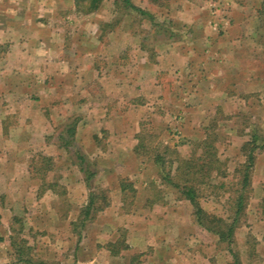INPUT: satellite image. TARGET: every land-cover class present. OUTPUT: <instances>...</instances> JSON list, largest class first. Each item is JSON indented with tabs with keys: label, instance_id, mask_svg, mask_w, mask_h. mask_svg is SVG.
I'll return each mask as SVG.
<instances>
[{
	"label": "rangeland",
	"instance_id": "374dc122",
	"mask_svg": "<svg viewBox=\"0 0 264 264\" xmlns=\"http://www.w3.org/2000/svg\"><path fill=\"white\" fill-rule=\"evenodd\" d=\"M37 1L31 14L54 34L40 33L36 54L27 57L10 38L0 42V173L15 175L0 177V207L19 218L15 243L30 246L35 262L46 254L59 263L63 242L88 247L99 228L106 237L111 222L123 224L119 214L138 208L140 194L152 199L146 241L174 247L169 263L228 264L226 245L190 223L193 205L162 175L174 177L178 158L199 154L209 136L221 172L210 185L203 178L197 193L205 210L231 214L235 169L245 160L240 147L252 130L264 140V0H131L152 20L115 0L89 13L82 10L88 0ZM26 36L34 38H15ZM79 152L94 173L90 188ZM43 155L50 169L39 172ZM134 180L142 187L133 188ZM250 180L233 245L243 264H264V149ZM122 182L131 186L119 193ZM90 190L105 193L111 206L81 224L75 211ZM65 211L71 221L58 229ZM31 223L52 232H32ZM121 234L126 240L117 227L115 237Z\"/></svg>",
	"mask_w": 264,
	"mask_h": 264
},
{
	"label": "crops",
	"instance_id": "0c3cea01",
	"mask_svg": "<svg viewBox=\"0 0 264 264\" xmlns=\"http://www.w3.org/2000/svg\"><path fill=\"white\" fill-rule=\"evenodd\" d=\"M37 3H39L37 0H0V42L4 40L7 42L9 41L8 40L9 38H10V43L18 42V44L21 47V52L24 50L23 53H26L27 57H33L34 54H36L35 52L38 47L36 43H39V45L43 43V41L41 40L43 38H39V36L41 35L46 36V35L40 33H44L45 31H47V33L49 34L51 33L54 34V32L51 29H49L48 26L40 25L39 20H37V18L31 14L33 10L37 9L38 7ZM29 14H31L32 16H30ZM43 30L45 31L42 32ZM22 33H24V36L31 35L34 36V38L32 37L29 39L27 36H26L27 38L25 37L23 38L19 37L18 39L15 38L16 34L18 35ZM26 41L32 42L34 47H32L31 44V46L25 49ZM8 175H9L8 172L0 173V177L5 178V182L7 178L8 179L15 178V175H13L12 177H10L11 175L9 177H6ZM142 181L140 183H137L134 180L133 188L135 189L136 188L138 189L139 187L141 188L143 185ZM117 187L119 188V193L121 192L123 193V191L121 190V184L120 185L118 184ZM116 188L114 190H116ZM142 196L139 194L134 200V202L138 201L139 203V204L137 203L139 205L137 209L133 207V209H129L119 214L118 218L125 219L122 225H120V223L117 222L115 223L111 222L112 225L111 226L112 231L110 232L111 235L108 234L109 236L107 235L106 237H104V235H102L103 233L100 234L101 228H99L94 231V234L92 235V242L87 245L88 247H86V245H84L83 243H80L77 246V245H72V243L70 242L69 243L63 242L60 248L59 263H57L56 261L55 262L52 261V259H49L51 257L46 256V254L40 260L36 262L33 261L32 254L29 253L31 250L29 249L31 248L30 246L28 249L25 250L22 256L18 257L17 254L18 249L20 248L22 251H24V248L22 246L18 248L17 244L15 243V239L13 237V231L14 233L16 231L15 229L16 227L14 224L19 218L17 217L16 213L12 211L11 212L8 211L9 209H7L6 207L3 208L0 207V241H3L2 246H4V248L0 250V264H168L169 262L167 260L169 257L168 256L169 253L171 258V259L169 258L170 259L169 261L172 263L173 261L172 253L174 252L173 251L174 247L172 248L171 245H169V243L164 245H161L159 243L157 244L155 242V239L153 241V244L151 242L148 243L146 241V236L150 234L148 230L149 218H153V215L150 213V206H149L152 199L147 195L145 197ZM59 197L62 196L59 195ZM5 198L6 201L10 200L7 193L5 194ZM34 200L35 199H33V201ZM109 206L111 205H108L106 208L108 209ZM79 208L80 207L76 209L75 216L76 214L77 215L79 214L80 211ZM55 220L56 219H54V221ZM70 221L71 219H69L67 212L66 211L63 212V214L60 215L59 217V223L57 224L59 226L58 229L62 227L61 226L62 224L67 226L68 222ZM190 223L192 225H198L193 214L191 216ZM35 225L36 224L34 223L32 227L34 230L32 232H37L38 230H39L38 232H41L43 230L46 231L48 230L49 233L52 232V229H48L47 227H39V226L35 227ZM117 227L118 228L123 227L125 228V231L128 232L127 238L125 240V243L127 244L128 248L122 249L120 254L118 255H113L110 253L106 244L108 242H115L117 240V237H115V232ZM131 227H133L132 230ZM37 228L39 229L37 230ZM72 228H73L72 230L70 229L71 234H73L74 230L75 232H78V230L76 231V227H72ZM135 234L138 236H134ZM137 238H139L138 241ZM61 239H63V237ZM42 243H44L46 246L48 241L46 239H42L40 244ZM30 245L34 246V244H30ZM135 254H139L140 258H137V260L133 261L132 258L133 255ZM127 255L128 257H126ZM122 256L124 258L121 260L120 258H122ZM100 258L102 259L100 260Z\"/></svg>",
	"mask_w": 264,
	"mask_h": 264
},
{
	"label": "trees",
	"instance_id": "16d2710c",
	"mask_svg": "<svg viewBox=\"0 0 264 264\" xmlns=\"http://www.w3.org/2000/svg\"><path fill=\"white\" fill-rule=\"evenodd\" d=\"M79 1V0H78ZM77 1V2H78ZM84 1V0H82ZM116 3H121L122 6L130 12H138L147 16L149 19H153V15L135 5L131 0H115ZM101 3V0H88L87 4L83 7V12L89 13L96 10ZM82 4L81 2L77 3ZM76 121L67 125L66 131L69 138H72L75 133ZM70 139H65L62 141L63 146H68ZM201 152L199 154H194L189 158H178V165L175 167V176H171L170 173H163V178L175 187L181 196L190 201L194 207V217L197 224L204 227L206 230L210 231L212 234L216 235L218 242L224 243L226 249L231 254V261L228 264H243L238 251L234 248L233 243L235 242L234 233L235 230L241 226L242 218L245 215V209L249 197V191L251 188V172L255 163L256 154L258 150L264 149V140L257 134L256 130H252V133L248 140L244 141L240 147L241 153L245 157V160L235 169L236 174L238 173L240 178L235 183L236 188H234V196L231 197V214L223 217L220 214L207 211L202 206L199 196H198V184L204 182L203 178H207L208 185L211 184V177L214 172H221L222 161L217 156V148L215 147L213 141L206 136L197 145ZM79 161L80 169L84 173V180L88 188L91 187V179L93 172L88 169V162L83 154L76 153ZM156 157V161L159 164L164 163V159ZM43 167H38L39 172L46 171L50 169V157L42 156ZM224 184V183H223ZM222 183L219 187H222ZM130 184L121 183V190L125 192ZM106 205H108V198L105 193L99 194L94 190L88 192L86 203L80 207L79 211V222L84 224L86 218L90 217L96 211L102 210ZM18 248L21 244H17ZM110 253L113 255L120 254L122 249H127L128 246L125 243V236H121L115 242H108L106 244ZM25 251L20 248L17 251L18 257L22 256ZM139 255H133L132 260H137Z\"/></svg>",
	"mask_w": 264,
	"mask_h": 264
}]
</instances>
